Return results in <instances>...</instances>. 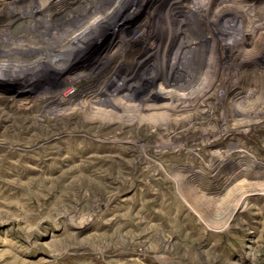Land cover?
Segmentation results:
<instances>
[{"label": "rangeland", "instance_id": "rangeland-1", "mask_svg": "<svg viewBox=\"0 0 264 264\" xmlns=\"http://www.w3.org/2000/svg\"><path fill=\"white\" fill-rule=\"evenodd\" d=\"M195 2H137L59 71L88 73L75 87L90 91L139 57L126 95L144 96L141 104L124 105L119 93L107 111L77 106L94 101L83 96L43 112L44 94L68 86L0 76V264H264V0H211L177 44L196 45L194 62H173L165 89H153L156 72L147 87L135 79L151 58L138 56L151 15L168 25L176 6ZM131 33L135 44L122 52ZM175 90L197 105L165 112ZM241 155L253 165L247 173L234 164Z\"/></svg>", "mask_w": 264, "mask_h": 264}, {"label": "bare ground", "instance_id": "bare-ground-1", "mask_svg": "<svg viewBox=\"0 0 264 264\" xmlns=\"http://www.w3.org/2000/svg\"><path fill=\"white\" fill-rule=\"evenodd\" d=\"M141 1L79 0L76 5H74L76 3L75 0L7 1L3 8V13L0 15V76L16 75L20 77L21 75L25 76V74L44 75L54 89L60 83L68 86L65 89L62 88L63 90L60 91L59 95L55 93L58 89H53L54 91H48L44 94L43 112L49 111L54 113L57 110L65 108L73 100H77L76 97L83 96L94 98V101L81 102L77 100V106L107 111L104 107L112 108L113 105L119 103V100L115 101L119 93H121L120 96L122 95L119 98H122L121 103H124V105L130 104L133 106L136 101H140L141 104L144 96L141 95L138 97L140 99H138L126 95L129 91H132L130 82L136 72L133 73L130 71H132V68L135 70L138 68L137 59L139 57L135 59L132 63L131 70L123 78L116 81L114 76H109L102 81V85L96 86L90 91L84 90V88H78V86L75 87L78 80L86 77L88 73H78L75 76L67 77H61L59 73L60 69L68 60L79 53L87 52L86 50L98 39L102 31L114 27L118 29L123 18L133 12L137 6V2L140 3ZM195 1V4L192 6H176L168 14V16H171L170 19H168L169 17H165L168 25L157 23L156 21L162 16L157 17L155 12L154 15H151L146 25H144L143 32L145 31V33L143 36L145 40L141 45L142 47H140L141 55L138 56L151 58L144 64V67L140 71L139 69L137 70L138 76L135 79H138V85H142L141 87H147V77L156 72L159 75V80L153 89H163L166 84L165 81L170 78V75L174 71L170 67L173 62L180 60H193L194 62V58L197 55L196 45L190 43L186 47L177 49V44L186 35H193L196 27L202 22L201 14L203 12L206 13L205 8L203 11L200 8H203V5H208L211 0ZM126 10L128 12L125 15L124 11ZM120 11H123V13L119 14ZM90 13L93 14L92 17L86 20ZM181 22H183L181 27L177 26ZM155 36H159L160 39L152 47V38ZM263 36L264 29L260 31L259 35L260 43L263 45L262 48H264ZM133 44H135V40L131 33L123 39L120 50L122 49V52L126 51ZM163 55L168 56H166L164 62H161L159 57ZM116 65L113 67L114 74L118 70ZM106 66H108V63L100 64L89 75H101ZM188 66H190L189 62ZM189 70L193 71V67ZM143 82L145 83L143 84ZM115 88H118V92H115L114 94L116 95H113L111 93ZM170 94L171 97L165 99L162 106H160L164 111L183 108V106L194 108L197 105L189 97L188 92L184 90H175ZM61 98H64V101ZM235 148L233 146L230 152L224 156H216L214 163H211V167L217 166L227 158H232V155L237 151ZM245 157L241 155L234 160V164H236L237 168L247 173L252 169L253 165Z\"/></svg>", "mask_w": 264, "mask_h": 264}]
</instances>
